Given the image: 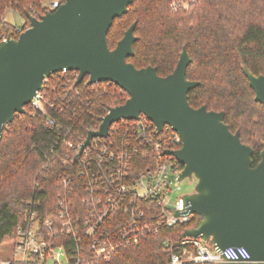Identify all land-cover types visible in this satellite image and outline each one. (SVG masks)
<instances>
[{"label": "trees", "instance_id": "obj_1", "mask_svg": "<svg viewBox=\"0 0 264 264\" xmlns=\"http://www.w3.org/2000/svg\"><path fill=\"white\" fill-rule=\"evenodd\" d=\"M46 1L0 0V32L15 27L3 19L8 10L19 13L26 21L24 26H30L27 13L36 18L44 16L49 12ZM173 1L135 0L128 14L114 21L108 33L109 47L114 50L125 32L137 23L135 56L128 62L137 69L152 66L161 77L174 72L186 48L192 60L187 80L200 83L188 94L190 106L225 112V124L231 132H239L241 142L253 149L256 167L264 150V106L255 102L242 67L255 76H264V0H197L175 13L170 10ZM77 75L57 73L44 82L42 91L49 99L68 97L71 102L64 112L49 111L56 127L48 126L30 104L25 114L3 130L0 245L16 240L29 201L41 203V219L53 215L58 197L64 193V177L75 175L73 164L65 166L56 159L48 163L49 148L55 141L60 138L77 143L100 125L110 108L122 106L129 99L127 93L108 82L88 86L86 77L76 85ZM74 111L79 117L74 118ZM113 127L119 128L120 134L126 130L124 122ZM48 164L50 169L46 170ZM201 221L195 215L191 223L166 228L140 246L121 250L110 262L100 264H169L175 252L172 245L181 242L183 233L197 228ZM167 241L171 243L169 249L164 245Z\"/></svg>", "mask_w": 264, "mask_h": 264}, {"label": "water", "instance_id": "obj_2", "mask_svg": "<svg viewBox=\"0 0 264 264\" xmlns=\"http://www.w3.org/2000/svg\"><path fill=\"white\" fill-rule=\"evenodd\" d=\"M134 2L64 0L55 12L39 18L27 13L29 28L18 40L0 43V138L4 126L25 114V107L54 74L77 72L76 85L86 77L88 86L114 84L129 99L110 108L99 131L89 133L83 149L94 138H107L111 126L123 120L139 121L145 116L158 133L170 126L182 139L179 150L165 153L184 167L178 181L197 180L195 192L183 196L184 214L202 218L182 238H201L218 253L231 246L243 247L250 255L245 264H264V150L253 167V149L241 142L239 132H231L225 112L190 106L188 94L200 83L187 80L192 60L186 48L167 77L159 76L152 66L137 69L128 62L135 56L137 23L110 49L108 33L114 21L127 15ZM242 69L255 102L264 106V76Z\"/></svg>", "mask_w": 264, "mask_h": 264}, {"label": "built area", "instance_id": "obj_3", "mask_svg": "<svg viewBox=\"0 0 264 264\" xmlns=\"http://www.w3.org/2000/svg\"><path fill=\"white\" fill-rule=\"evenodd\" d=\"M61 6V0H52L47 7L52 13ZM28 28L15 26L0 32V43L18 40ZM70 104L68 97L52 100L41 91L31 106L48 126L56 127L49 111L64 112ZM109 110L85 138L77 143L58 138L49 148L48 163L56 159L65 166L73 164L75 175L64 177V193L49 218L41 219L39 201L26 203L25 222L18 228L16 240L0 245V264L108 263L117 252L138 247L166 228L192 222L195 215L184 214L183 197H173L184 167L174 156L165 154L182 146L180 135L170 126L158 133L145 116L139 121L123 120V134L113 127L118 122L111 126L107 138H94L83 149L89 133L99 131ZM78 114L74 111V118ZM164 245L169 249L171 243ZM171 248L175 252L169 264L250 262L243 247L231 246L218 253L201 238H182Z\"/></svg>", "mask_w": 264, "mask_h": 264}, {"label": "rangeland", "instance_id": "obj_4", "mask_svg": "<svg viewBox=\"0 0 264 264\" xmlns=\"http://www.w3.org/2000/svg\"><path fill=\"white\" fill-rule=\"evenodd\" d=\"M196 1L194 0H174L170 5V10L175 13L174 6H178V10L182 8H189L191 4H194ZM50 4V1L44 2L45 6H48ZM175 6V7H176ZM177 12V10H176ZM6 22L12 26L17 27H23L25 25V19L19 14L12 10H8L4 18ZM197 185V180L194 179L193 181H190L189 179L183 180L182 182L175 183L174 188L179 189L176 190L174 193V199L177 200L179 198H182L185 195L193 194L195 192V188Z\"/></svg>", "mask_w": 264, "mask_h": 264}]
</instances>
